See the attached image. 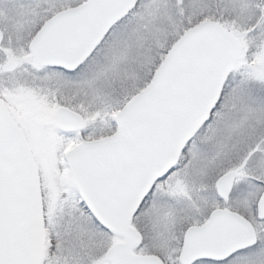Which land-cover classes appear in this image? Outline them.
Returning a JSON list of instances; mask_svg holds the SVG:
<instances>
[{
	"label": "snow or ice",
	"instance_id": "snow-or-ice-1",
	"mask_svg": "<svg viewBox=\"0 0 264 264\" xmlns=\"http://www.w3.org/2000/svg\"><path fill=\"white\" fill-rule=\"evenodd\" d=\"M0 264H264V0H0Z\"/></svg>",
	"mask_w": 264,
	"mask_h": 264
}]
</instances>
